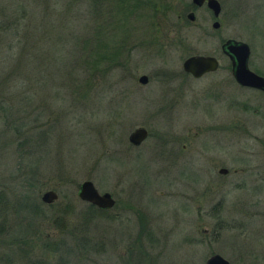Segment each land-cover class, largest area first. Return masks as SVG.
Listing matches in <instances>:
<instances>
[{
	"label": "rangeland",
	"instance_id": "rangeland-1",
	"mask_svg": "<svg viewBox=\"0 0 264 264\" xmlns=\"http://www.w3.org/2000/svg\"><path fill=\"white\" fill-rule=\"evenodd\" d=\"M17 1L6 0L3 10L18 9ZM71 1L25 0L27 23L38 30L18 38L37 50L41 81L0 93L15 106L12 119L30 113L19 151L0 118V191L12 202L39 201L44 211L32 218L15 202L0 210V225L7 217L11 227L0 234V264H58L60 253L44 241L63 236L75 247L82 235L94 247L66 264H205L214 254L232 264H264V96L230 81L220 50L221 40L245 41L249 67L264 72V0H219L218 29L207 7L192 8L190 0H100L99 16L90 0ZM95 21L109 31L104 38L122 44L121 62L104 72L79 65L73 80L81 86H62L79 41L88 38L90 50ZM0 45L8 64L7 40ZM192 54L214 55L219 69L200 79L184 74ZM140 75L147 84L138 83ZM14 90L19 95L10 99ZM246 102L260 105L259 115ZM229 122L233 136L224 131ZM138 127L148 136L133 146L128 137ZM84 180L116 203L83 227L61 208L87 207L77 196ZM46 190L58 194L50 204L41 201Z\"/></svg>",
	"mask_w": 264,
	"mask_h": 264
},
{
	"label": "trees",
	"instance_id": "trees-1",
	"mask_svg": "<svg viewBox=\"0 0 264 264\" xmlns=\"http://www.w3.org/2000/svg\"><path fill=\"white\" fill-rule=\"evenodd\" d=\"M74 1L75 0H72L71 2H69V5L72 4ZM90 1L95 5V15H98V10L99 8H101L102 3H100V0H90ZM120 1H124V0H120ZM5 2L6 0H0V6H1L0 8V43L4 39L7 40V49L11 51L9 54V57H12L11 59L9 58L8 64L0 60V93L6 95L7 89L9 88H16L18 86H25V87L39 86L40 81H41L39 80V77L42 71H40L41 62H39L38 59H37L38 61L34 59V54H37V50L35 49L36 51L33 52V49H29L25 42L23 44V41H21L22 38H18L20 36H24L27 33L34 34L38 30L35 25H30L27 23L28 17H27L26 8L28 5L25 3V0H18L16 3H13L15 7L19 5L18 9H15L10 12H7V11L5 12L3 10L4 8H2L4 7L3 4ZM99 23H100L99 21H95L93 23L94 24L93 29L95 26H97L99 28V31L97 30V28L93 30V36L91 39V48L89 51L86 45L88 38L84 37L85 39H82L79 41V44H78L79 47L77 48L79 55L75 56L73 59V62L71 63L72 65L70 64L71 66H69V68H71V70H69L68 73L66 72L61 75L62 77L61 81L63 80L62 86H65L66 84L68 86H73V85L77 87L81 86V85H75L76 82H74L73 80L74 73L76 70L75 67L79 65H83V67L87 69L88 71L96 70L100 72V70H102L104 72L107 69V66H108L107 64L111 63L114 65V64H119L121 62L118 59V56L120 53H122V44H118L117 42L111 40V37L109 36L104 38L105 35L109 33V31L105 28L102 29V27L98 25ZM58 34H59V40H60L61 39L60 37H62V35L60 33ZM86 50L88 51V53L86 52ZM69 61L70 60H68L67 63L63 65L60 71L61 70L63 71L64 69H66V67L69 65ZM103 63L105 66L103 65ZM65 81L66 82L68 81V82L65 83ZM5 95H4L3 100L0 99V113H1L0 118L4 123V126L7 129L11 130L13 136H15L14 139H17L16 140L17 142L16 150L19 151V149L22 150L25 147L24 145L27 140V137H26V131L22 130V128L27 127L28 124H30V122L28 121L30 117V113H27V115H25V112L21 110L22 114L23 113L24 114L23 116L21 115L19 117L23 121L22 123L18 124L20 119H12L11 117V111L14 105L12 103L10 107L6 103ZM9 95H10L9 97H11L10 99H12L13 97L18 96L19 93L16 92V90H14V91H11ZM28 102H30L31 104L33 103L31 102V99H27L25 102V105L26 104L31 105ZM15 109L18 110L17 107ZM33 116H36V115H33ZM33 120H35V118ZM14 202L18 203V204H15L16 207L18 206L22 210L25 209L29 211V213L32 214L31 216L32 218L36 217L38 213H41L42 211H44L41 208V205L43 204L39 201H31V200L27 201L24 199V202H22L21 200H15ZM14 202L8 200L4 192V189L0 191V210L2 212L3 211L6 212L9 209L10 204H14ZM20 204H23V206ZM61 210L63 213L65 212L62 215L70 214V215H74L75 217H77L81 221L83 227H84V224H87L88 222L93 220L95 217L104 215L109 211V210L98 209L97 207L91 204H88L84 210H80L79 212H77L74 209L73 204H66L65 206H62ZM6 223H8L7 217L2 219V223L0 225V234H4L5 232L3 228L4 226H6L8 229L11 228L9 225H6ZM16 225L18 226V224ZM26 229H28L29 231L36 232L35 228H33V226H31L28 223H27ZM78 230L84 231V229H78ZM25 242L26 241H23V246L25 245L24 244ZM91 242L92 240L90 239V237L82 235V237L78 240L77 246L72 247L67 243L66 238L61 236L58 239H53V240L46 239L43 243V247H46L52 250L53 252L60 253L59 254L60 259L57 260V263L66 264L67 261L65 258L68 257L69 255L73 254L74 257L79 258V255H81L80 252L82 251L90 252L92 250V247H94V245ZM13 243L14 242H12V244ZM97 244L98 243L95 242V246ZM25 246L27 247V245ZM19 249L21 252L23 251V253H27V251H29L28 248L19 247ZM22 256L24 257L22 259L27 258L26 257L27 255H22ZM27 263L28 264H49L47 260L40 259V258H35L32 261L28 259Z\"/></svg>",
	"mask_w": 264,
	"mask_h": 264
},
{
	"label": "water",
	"instance_id": "water-1",
	"mask_svg": "<svg viewBox=\"0 0 264 264\" xmlns=\"http://www.w3.org/2000/svg\"><path fill=\"white\" fill-rule=\"evenodd\" d=\"M193 4L201 6L204 0H191ZM207 7L210 8L215 17L220 12V5L217 0H207ZM187 18L190 21L195 19L193 12H189ZM214 27H218V23L214 22ZM223 52L231 60V71L235 81L241 86H249L264 91V77L252 72L248 67V59L250 49L247 43L239 40L228 39L222 45ZM185 72L190 73L193 77H200L207 72L215 71L218 68L216 57L211 55L193 54L188 56L182 63ZM147 76L141 75L138 78L139 83H146ZM148 136V132L144 127L134 129L128 141L133 146L140 145ZM225 169H221L220 173H225ZM77 196L80 200L91 204L101 210L111 209L116 201L109 192L100 193L90 180H84L78 187ZM58 194L54 190H46L41 195V201L45 204L52 203ZM205 264H230L228 260L219 254L210 256Z\"/></svg>",
	"mask_w": 264,
	"mask_h": 264
},
{
	"label": "flooded vegetation",
	"instance_id": "flooded-vegetation-1",
	"mask_svg": "<svg viewBox=\"0 0 264 264\" xmlns=\"http://www.w3.org/2000/svg\"><path fill=\"white\" fill-rule=\"evenodd\" d=\"M218 1V3H219V5H220V12H219V14H218V16L217 17H215L214 16V14H213V12H212V10L210 9V8H208L207 7V0H204V2L202 3V5L201 6H197V5H195V4H193L192 3V1L190 0V2H191V7L192 8H194V7H203V6H206L207 7V9L212 13V15H213V17L216 19L215 21H213V23H212V28L213 29H218L219 27H220V22L218 21V18H219V16H220V13H221V10H222V4H221V2L219 1V0H217ZM189 12H193V11H189ZM194 13V12H193ZM188 15V14H187ZM194 15H195V13H194ZM214 22H217L218 23V27H214L213 26V24H214ZM228 39H233V38H228ZM228 39H225V40H221V45H220V50H221V52H222V54L228 59V61H229V65H230V75H231V79H230V81H232L234 84H236L237 85V87H240V88H243V89H245L246 91H250V92H254V93H257V94H259V95H263L264 96V91L263 90H261V89H257V88H254V87H249V86H241V85H239L236 81H235V79H234V77H233V75H232V71H231V60L229 59V57L223 52V50H222V45L224 44V42L226 41V40H228ZM234 40H236V39H234ZM239 41H241V40H239ZM243 42H245V41H243ZM245 43H247V42H245ZM248 44V43H247ZM248 46H249V44H248ZM249 49H250V47H249ZM193 55V54H192ZM200 55H204V54H200ZM189 56H191V55H189ZM211 56H214V55H211ZM188 57V56H187ZM186 57V58H187ZM215 57V56H214ZM250 57H251V50H250V54H249V59H250ZM185 58V59H186ZM216 59H217V57H216ZM249 59H248V67H249ZM217 61H218V59H217ZM219 67H220V63H219V61H218V68L215 70V71H212V72H207V73H205V74H203L202 76H200V77H198V78H196V77H193L190 73H187V72H185L184 70H183V68H182V71H183V73L184 74H186V75H188V76H190V77H192V78H194V79H200V78H202L203 76H205V75H207V74H210V73H214V72H216L218 69H219ZM249 69L252 71V72H254V73H256L257 75H259V76H261V77H264V72H262V71H260L259 69H255V68H253V67H249ZM141 76V75H140ZM139 76V77H140ZM147 76V75H146ZM138 77V78H139ZM148 80H149V78H148V76H147V80H146V83H139V84H141V85H145V84H147L148 83ZM138 81V80H137ZM219 102H217V104H218ZM246 105H247V107L248 108H250V109H252V110H254V111H258V115H259V110L261 109V106L260 105H258L259 107H257V106H250L249 104H247V102L245 103ZM224 131H226V133H231L232 134V136L233 135H235V130H234V126L231 124V122H229L227 125H226V129L224 130ZM243 131H245V129H243ZM148 132V131H147ZM221 169H225L226 170V172L225 173H221V174H226L228 171H227V169L226 168H220V170ZM220 170H219V173H220ZM223 258H225L223 255H221ZM240 258H242V256H239L238 258H237V260H239ZM262 258H263V261H264V250H263V255H262ZM226 260H228V262L230 263V264H232V262L229 260V259H227V258H225Z\"/></svg>",
	"mask_w": 264,
	"mask_h": 264
}]
</instances>
